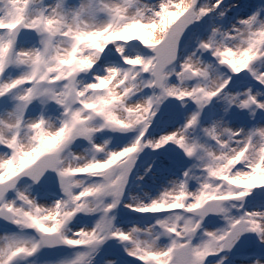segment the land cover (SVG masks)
I'll list each match as a JSON object with an SVG mask.
<instances>
[{
    "label": "snow or ice",
    "instance_id": "snow-or-ice-1",
    "mask_svg": "<svg viewBox=\"0 0 264 264\" xmlns=\"http://www.w3.org/2000/svg\"><path fill=\"white\" fill-rule=\"evenodd\" d=\"M0 264H264V0H0Z\"/></svg>",
    "mask_w": 264,
    "mask_h": 264
}]
</instances>
